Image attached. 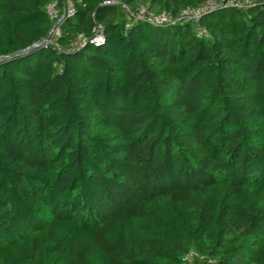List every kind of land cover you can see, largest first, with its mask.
I'll list each match as a JSON object with an SVG mask.
<instances>
[{
	"label": "trees",
	"instance_id": "1",
	"mask_svg": "<svg viewBox=\"0 0 264 264\" xmlns=\"http://www.w3.org/2000/svg\"><path fill=\"white\" fill-rule=\"evenodd\" d=\"M51 1L0 0V264H264V0H72L19 54Z\"/></svg>",
	"mask_w": 264,
	"mask_h": 264
},
{
	"label": "built area",
	"instance_id": "2",
	"mask_svg": "<svg viewBox=\"0 0 264 264\" xmlns=\"http://www.w3.org/2000/svg\"><path fill=\"white\" fill-rule=\"evenodd\" d=\"M106 4L119 7L127 16V18L138 20L147 19L157 24H165L172 22L173 17L168 13L153 14L148 10L146 5H137L132 7L128 5L124 0H109ZM244 6L248 5V1L244 0ZM205 6H199L197 8L184 9L177 19H186L193 22H197L201 13L204 11ZM45 12L49 19L52 21V26L47 35L42 41H45L44 45H52L57 50L61 48L57 45L56 39L60 34V22L74 13V4L72 0H63L60 6L57 1H51L45 5ZM94 34L91 37L78 36L75 40L71 41L68 46V51H73L83 47L86 44H101L104 40L101 26H97L93 30ZM41 41V42H42ZM195 255L194 252H189L184 256V260H191ZM208 263H212L210 258H207Z\"/></svg>",
	"mask_w": 264,
	"mask_h": 264
},
{
	"label": "water",
	"instance_id": "3",
	"mask_svg": "<svg viewBox=\"0 0 264 264\" xmlns=\"http://www.w3.org/2000/svg\"><path fill=\"white\" fill-rule=\"evenodd\" d=\"M49 35H47V37H48ZM46 37V38H47ZM45 43V41H42L41 43H39V44H37V45H35V46H33L32 48H30V49H27V50H25V51H23V52H20L19 54H21V53H26V52H30V51H33L35 48H37V47H39V46H41V45H43Z\"/></svg>",
	"mask_w": 264,
	"mask_h": 264
},
{
	"label": "rangeland",
	"instance_id": "4",
	"mask_svg": "<svg viewBox=\"0 0 264 264\" xmlns=\"http://www.w3.org/2000/svg\"><path fill=\"white\" fill-rule=\"evenodd\" d=\"M195 253V252H194ZM195 255H197V253H195Z\"/></svg>",
	"mask_w": 264,
	"mask_h": 264
}]
</instances>
